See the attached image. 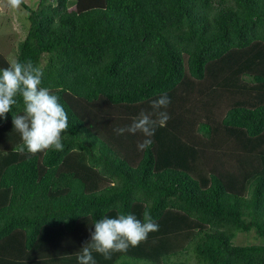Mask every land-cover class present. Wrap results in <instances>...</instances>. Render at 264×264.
<instances>
[{
  "label": "trees",
  "instance_id": "obj_1",
  "mask_svg": "<svg viewBox=\"0 0 264 264\" xmlns=\"http://www.w3.org/2000/svg\"><path fill=\"white\" fill-rule=\"evenodd\" d=\"M37 2L16 61L69 128L63 151L31 154L22 99L0 117V264H78L97 220L145 211L158 231L96 264H264V245L234 243L264 239V0ZM165 93L151 147L114 131Z\"/></svg>",
  "mask_w": 264,
  "mask_h": 264
},
{
  "label": "clouds",
  "instance_id": "obj_2",
  "mask_svg": "<svg viewBox=\"0 0 264 264\" xmlns=\"http://www.w3.org/2000/svg\"><path fill=\"white\" fill-rule=\"evenodd\" d=\"M23 0H7L9 7L19 9ZM43 71L29 59L13 61L7 68L0 69V117L7 119L13 106L23 102V114L13 115L14 130L22 138L31 154L45 150L63 151V134L69 128V119L60 97L43 86ZM171 100L165 93L151 102L153 112L141 111L129 126L117 128V134L140 133L144 139L138 142L143 151L154 143L152 137L157 127L171 118L166 109ZM161 109H164L163 111ZM159 225L148 211L143 220L134 214H118L115 218L102 217L94 223L90 240L84 244L78 255V264H96L93 253L110 259L114 252H125L130 246H138L148 235L158 231Z\"/></svg>",
  "mask_w": 264,
  "mask_h": 264
},
{
  "label": "rangeland",
  "instance_id": "obj_3",
  "mask_svg": "<svg viewBox=\"0 0 264 264\" xmlns=\"http://www.w3.org/2000/svg\"><path fill=\"white\" fill-rule=\"evenodd\" d=\"M23 1L33 8L38 6V0ZM29 27L28 12L22 6L13 9L8 6L7 0H0V53L10 62L16 61L18 46L25 39ZM234 243L240 246L264 245V239L258 238L255 232H238Z\"/></svg>",
  "mask_w": 264,
  "mask_h": 264
}]
</instances>
